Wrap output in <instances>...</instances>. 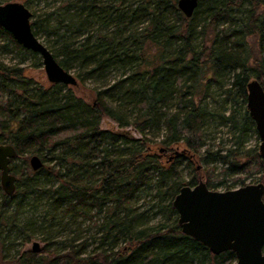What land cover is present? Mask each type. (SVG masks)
Listing matches in <instances>:
<instances>
[{"label": "trees", "instance_id": "obj_1", "mask_svg": "<svg viewBox=\"0 0 264 264\" xmlns=\"http://www.w3.org/2000/svg\"><path fill=\"white\" fill-rule=\"evenodd\" d=\"M39 22L37 28L31 21L34 34L54 37L45 46L77 81L94 85L93 100L61 83L43 86L25 74L22 61L0 59V144L14 146V159L38 155L43 162L21 175L12 195L0 186L2 248L4 227L25 241L38 231L34 221L19 224L17 214L41 177L55 183L44 190L40 227L68 232L39 252L11 257L13 264H234V252L214 255L181 232L172 200L183 185L177 163L185 158L190 165L199 153L201 162L213 156L226 164L221 178L207 177L210 189H230L227 178L241 171L260 173L264 184L258 146L244 147L257 135L246 84L254 78L264 89V0H198L190 17L177 0H60ZM12 50L40 66L38 54L0 26V56ZM113 72L120 76L109 82ZM216 117L232 144L211 152L205 146ZM104 118L142 136L102 129ZM148 135L161 136L169 150L184 144L192 156L163 161ZM47 161L54 164L46 169ZM83 219L93 224L89 238L82 234L88 227L80 231Z\"/></svg>", "mask_w": 264, "mask_h": 264}, {"label": "water", "instance_id": "obj_2", "mask_svg": "<svg viewBox=\"0 0 264 264\" xmlns=\"http://www.w3.org/2000/svg\"><path fill=\"white\" fill-rule=\"evenodd\" d=\"M198 0H177V7L190 17ZM32 12L22 2L0 4V26L9 32L23 48L41 59L49 83L76 86L77 79L69 70L60 66L49 49L32 30ZM246 109L253 120L259 139L258 153L264 160V89L258 80L251 78L246 84ZM116 132L131 134L129 129ZM165 148L160 147V151ZM189 154L186 149L173 154ZM11 144H0V186L7 195H12L17 182L10 172V163L16 157ZM171 158V157H170ZM169 158V159H170ZM33 171L40 169L43 162L38 155L29 159ZM264 184H245L228 190H214L199 178L194 185H182L172 200L177 213L181 232L203 244L214 254L232 251L234 264H264ZM39 243H32L31 251L39 252Z\"/></svg>", "mask_w": 264, "mask_h": 264}, {"label": "rangeland", "instance_id": "obj_3", "mask_svg": "<svg viewBox=\"0 0 264 264\" xmlns=\"http://www.w3.org/2000/svg\"><path fill=\"white\" fill-rule=\"evenodd\" d=\"M22 2L24 3L31 12L35 13L34 17L31 18V21L37 20V28L40 24L38 23V17L42 18L43 14L45 12L55 10V8L58 6L60 0H0V4L6 3V2ZM37 38L47 47L52 44L53 36L50 35H45L44 32H40L37 36ZM0 59L8 64H16L19 61H22L23 63L22 66L25 68V74L28 77H31L34 81L38 82L39 84L43 86L49 85V82L46 79L42 63H40V66H36L34 62L33 57H26L23 58V55L17 53L15 50H12L9 53L3 54L0 56ZM41 62V59H40ZM74 76L76 75V71L74 70H69ZM120 76L118 72H113L109 75L108 81L112 82L115 79H117ZM94 86L92 83L86 82V83H80L77 81L76 86H69L71 90L78 96L83 97L85 100L88 102H91L93 100V87ZM215 106V104L213 103ZM219 119L216 117L214 121L212 122V126L210 129V135L207 136V145L205 147H209L211 152L216 151L218 146H222L224 149H227L231 144H232V133L230 132V129L226 124H220ZM100 127L102 129H113V131L119 130L118 125L112 121L109 118H104L100 122ZM125 129V128H124ZM126 129H129L131 134L135 137H141L142 135L137 132L136 130L132 129L131 127H126ZM121 130V129H120ZM153 136V135H152ZM150 136L148 135L147 137L150 139L151 143V150L153 152H157L160 154V158L163 161H167L170 157L173 158L177 155L173 154L174 151L181 152L184 148V144H180L178 146H174L171 150L169 149H164V151H160L159 148L161 145L159 144V140L161 136L156 135V136ZM259 144V139L257 138V135H252L248 143L244 145L245 149L248 148H253L256 145L258 146ZM223 149V150H224ZM204 147L201 148V152H203ZM225 151H222L221 153H224ZM190 154V153H189ZM203 154V153H202ZM199 153L195 158H190V165H187V159L183 158L181 161L177 163V169H179L180 176H182L183 180V185H185L189 180H191L194 176H196V181H198L199 177L206 183L207 177L210 179H216V178H221L219 175L221 169L226 166V164L223 161H219L215 159L213 156L209 157V159L206 162H201L199 160V155H202ZM184 157L188 154H179ZM31 155H27L25 157L17 158L11 161L10 163V172L13 174L16 179L18 180L22 174H27L30 172H33V170L30 167L29 164V159ZM171 160V159H170ZM189 160V159H188ZM54 161H47L45 162V168L47 169L48 166H53ZM188 166V167H187ZM193 168L197 170L196 172H193ZM199 175V176H198ZM236 178L243 179L245 184H251V183H257V182H262L260 180V173L256 172L253 174L252 177L247 176V172L241 171L240 173L233 174L227 178V183L231 184L230 189H234L237 187H240V182L236 181ZM41 183L39 184L37 188V193L33 195V197L28 198V201L26 203H23L21 208L19 209V212L17 214V219L18 223L24 224L27 220L29 222L34 221L38 225L39 229L38 231L33 230V237L29 241H25L24 235H21L15 231L9 233L7 232V227H4V231L2 233V237L8 236L7 238H4V243L7 245L4 246V248L7 247V250H3L2 244H1V235H0V264H13V259L11 257H16L18 253L24 252L26 250L31 251L32 248V243L34 241H37L39 243L40 248L42 249L47 245V241L50 239L48 242H53V241H64L67 239L68 232L67 231H62V232H57L56 228H47V223L44 228L40 227V221L45 219V212L47 210V206L45 205V200L46 197L44 195V190L48 189L51 184L55 182H49L43 177H41ZM235 182V183H232ZM214 190H220L223 191L225 190V186H219L215 188ZM144 195V194H143ZM141 202V200H139ZM3 209V208H2ZM1 210V208H0ZM12 213V210L9 209L7 212H5L6 215H9ZM160 217L156 216L152 218V221L158 220ZM92 221L89 219L82 220V224L80 226V231L83 229L85 230L82 234L84 238H89L91 234L94 233V228L92 226ZM89 227H91L89 229ZM47 228V229H45ZM6 230V231H5ZM36 231V232H35ZM82 239V238H81ZM12 243V245H9ZM15 243V245H14ZM58 245H60L58 243ZM90 250V249H88ZM6 256V257H5Z\"/></svg>", "mask_w": 264, "mask_h": 264}]
</instances>
